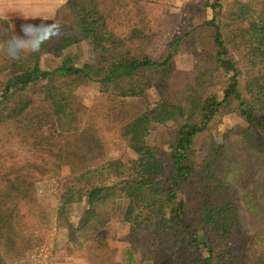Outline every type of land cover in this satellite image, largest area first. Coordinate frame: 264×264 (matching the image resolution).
Returning <instances> with one entry per match:
<instances>
[{"label": "trees", "instance_id": "16d2710c", "mask_svg": "<svg viewBox=\"0 0 264 264\" xmlns=\"http://www.w3.org/2000/svg\"><path fill=\"white\" fill-rule=\"evenodd\" d=\"M118 1L127 7L122 19L114 13L116 1L67 0L49 22L55 35L40 53L19 61L0 53V264H14L20 245L42 228L39 188L54 178L61 184L58 229L98 234L122 210L132 234L158 246H186L190 264H264V232L244 229L227 161L230 140H217L212 130L218 116L242 118L247 127L235 135L258 155L264 172V0H203L209 13L159 55L153 36L170 4ZM0 21L3 39L11 31L8 20ZM192 35L203 44L206 67L189 74L184 95L174 87L139 112L124 109L154 86V76L175 73V56ZM88 38L95 59L76 64L71 48ZM48 44L53 58L43 66ZM215 69L228 78L221 93L207 90ZM86 79L98 83L107 110L74 98ZM173 121L164 158L149 136ZM115 125L136 155L130 164L109 156ZM248 197V208H264L262 196ZM76 204L83 208L73 223L68 213Z\"/></svg>", "mask_w": 264, "mask_h": 264}, {"label": "rangeland", "instance_id": "374dc122", "mask_svg": "<svg viewBox=\"0 0 264 264\" xmlns=\"http://www.w3.org/2000/svg\"><path fill=\"white\" fill-rule=\"evenodd\" d=\"M115 1L114 13L122 19L127 13V7L121 5L118 0H111L113 4ZM165 2L170 4L168 17L163 27L158 29L157 35L153 36L152 42V46L156 45L157 47L158 55L169 47L172 42L171 38L181 34L191 23L200 20L202 16L209 13V9L203 6V0H165ZM52 20L42 22L14 20L9 22L8 27L12 34L18 33L23 23H49ZM5 25L4 22L0 21V27H5ZM152 46L148 50L152 51ZM53 48L52 44H48L44 49L42 55L43 66L49 65L48 61L53 58ZM70 52L74 56L76 64L93 62L95 59L89 38L72 47ZM175 61L177 70L172 76L162 79L154 76L151 79L154 86L141 89V96L128 99L123 108L130 112H139L147 105L158 100L162 93H168L169 89L172 92L174 87L183 96L184 91L191 83L189 74L202 71L206 67L204 47L196 35L186 39L180 48V52L175 56ZM227 79V75L220 69L213 70L206 80L207 90L221 93ZM74 98L92 108L107 110V98L101 93L100 87L95 81L86 79L76 89ZM177 124L173 121L164 125H157L149 136V142L158 147L164 158L170 154L169 141ZM117 126H113L114 129L108 132L109 156L122 159L126 164H130L136 155L127 142L119 138ZM246 127V122L239 116L225 115L215 118L212 130L217 140H224V138L230 140V153L227 159L231 164L230 177L239 190L240 212L243 215L244 229L246 232L253 234L264 232V208L257 211H254V208H248V195H257L264 198V172H262V161L258 158V155L248 150L245 144L239 141L235 135ZM26 155L34 156L29 151ZM36 158L39 160V157ZM52 180L53 182L47 185L43 183L39 188V199L44 206L46 216L45 223L41 225L42 228L36 230L32 241L20 245L19 252L14 257V264L191 263L192 251L186 246H174L172 241L158 246L155 243L153 244V241L147 242L146 235L132 234L130 224L122 219V210L118 211L117 215L110 219L106 227L101 229L98 234L90 229L76 231L75 233H71L67 229H58L56 227V214L61 184L58 178ZM262 204L264 205V200H262ZM82 208V204L72 205L69 208L68 214L73 223L78 222ZM262 248L264 250V245Z\"/></svg>", "mask_w": 264, "mask_h": 264}, {"label": "clouds", "instance_id": "9594fccd", "mask_svg": "<svg viewBox=\"0 0 264 264\" xmlns=\"http://www.w3.org/2000/svg\"><path fill=\"white\" fill-rule=\"evenodd\" d=\"M54 35L51 23H23L18 33L0 39V53L12 61H19L26 55L40 53Z\"/></svg>", "mask_w": 264, "mask_h": 264}, {"label": "crops", "instance_id": "0c3cea01", "mask_svg": "<svg viewBox=\"0 0 264 264\" xmlns=\"http://www.w3.org/2000/svg\"><path fill=\"white\" fill-rule=\"evenodd\" d=\"M67 0H0V18L9 22L22 20L42 22L55 18Z\"/></svg>", "mask_w": 264, "mask_h": 264}]
</instances>
